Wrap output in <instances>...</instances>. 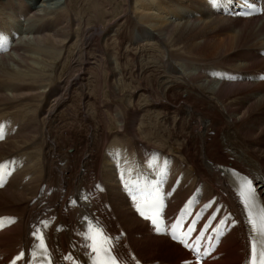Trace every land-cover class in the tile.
<instances>
[{"label": "bare ground", "instance_id": "bare-ground-1", "mask_svg": "<svg viewBox=\"0 0 264 264\" xmlns=\"http://www.w3.org/2000/svg\"><path fill=\"white\" fill-rule=\"evenodd\" d=\"M10 17L27 20L26 37ZM216 30L233 36L224 52L245 49L242 66L252 71L219 70L221 58L193 55H202ZM0 31L9 44L0 50V122L9 120L0 160L19 166L0 188V214L17 217L0 231V261L30 243L31 224L45 213L56 216L48 234L56 255L64 254L76 237L81 241L82 215L95 212L110 231L126 230L138 257L181 264L189 251L147 227L117 177V168L142 164L147 153L171 161L172 181L182 173L170 211L200 184V203L215 196L221 210L230 207L241 218L232 168L252 175L264 198L260 15H226L210 0H0ZM235 85L249 86L248 95L226 101ZM255 110L261 115L247 120ZM154 120L189 132L164 141L150 126ZM66 122L88 133L72 132ZM75 196L79 205L71 204ZM246 233L240 220L222 240L221 255L205 263L242 264Z\"/></svg>", "mask_w": 264, "mask_h": 264}, {"label": "rangeland", "instance_id": "rangeland-1", "mask_svg": "<svg viewBox=\"0 0 264 264\" xmlns=\"http://www.w3.org/2000/svg\"><path fill=\"white\" fill-rule=\"evenodd\" d=\"M90 1H92V0H90ZM144 12L147 13V14L150 13L149 9H144L143 13ZM140 13H141V11H140ZM22 18L23 17H21L19 20H16L15 18L13 19V17H10V22L13 24V26L16 29H18L19 26L22 25L21 27H22V29H24V33H22L23 35L21 36V38L22 37L24 38V37H26V33H27V30H26L24 24H25V22H27V20L26 19H22ZM185 20H187V19H185V18H182L181 20L177 19L176 24L178 22L183 24V22H185ZM91 24H94V23L91 22ZM221 30H216V31H214V33L210 34V36H211L210 39H209L210 42L207 44V46L203 45L202 49L200 48V51H201L200 53H202V55L200 54L201 56H199V54H196V53H194L193 55H196V57H201V58H203L205 60H209L211 58H217V59L221 58L223 61H219L220 64H217V65L215 64L219 68V70H227V69L228 70H235V69H237V71L239 70L238 72H244V73L252 71L253 69H251V68H250L251 70L249 68H247L248 70L247 69L244 70L243 69L244 66H242V65L248 63L245 60L247 58V57H245L246 54L244 53L245 49H239V50H235V51L228 52V53L223 51L225 46H226V44L230 45V43L233 41V39H232L233 36L231 34L229 35L228 32L221 31ZM212 52H215V53H212ZM229 89H231L233 91H232V94H230L228 97L225 98V100L227 99L226 101H228V98L230 99V97H232V96H233L232 98L237 97L239 99H242L243 97L247 96L249 91H250V87L249 86L245 87V86H239V85L232 86ZM92 115H93V117H95L94 112H92ZM260 115H261V113L259 112V110H257V111L255 110L252 114H250V118L248 117L247 120L251 121L252 119H254V121H256L255 118L259 117ZM96 122H97V120H96V117H95V121H94L93 124L97 125V124H95ZM68 123L66 124V127H68L70 131L76 132V133H81V134H84V135H85V133L86 134L88 133L89 128L87 126L80 125V124H78V122H75V123L73 122L71 124H68ZM152 123H151L150 126L152 127V129L156 128L157 133L159 135H161V137L164 135L162 137L163 139L161 138L164 141H167V139L170 141L171 137H172L171 140L176 139V138L178 139V137H179V141H180V139H182V137H184V135L188 134V132H189L188 127H187L188 130H186V126H184V128L182 127L183 129L181 128L180 130L173 131V129L171 127H168L169 125H167V124H162V123H158L157 124L156 120L152 121ZM158 126H159V128H158ZM166 126H167V128H166ZM168 129L171 130V131L169 130L170 133H169ZM83 130H84V133H82ZM181 130H183L185 132H183V131L181 132ZM159 131H161V132L159 133ZM177 132L178 133L180 132V133L178 134ZM168 135H170V137ZM167 136H168V138H167Z\"/></svg>", "mask_w": 264, "mask_h": 264}, {"label": "snow or ice", "instance_id": "snow-or-ice-1", "mask_svg": "<svg viewBox=\"0 0 264 264\" xmlns=\"http://www.w3.org/2000/svg\"><path fill=\"white\" fill-rule=\"evenodd\" d=\"M2 138V136H0ZM2 186V184H0ZM241 194L244 197L245 205L254 204L256 201L255 190L251 185V181H247L244 178L243 182L241 183ZM135 199V196H133ZM163 197L161 195H157V197L151 202L152 207L156 208L157 215H159V209L163 207L162 205ZM137 208H140V205L137 204ZM143 216V211L140 212ZM258 214L260 216V224L257 225L255 219H252L251 214L249 216V225L251 229V252H252V259L251 264H264V201L260 202V207L258 208ZM151 222L156 226L157 232H165L166 229L160 226V222L156 218H151ZM195 222H193V228L190 231H194ZM100 235V241H97L96 233ZM35 236L36 233H33ZM176 238L175 236L173 237ZM40 249L42 252L46 251V248L43 243V236H40ZM85 239L90 241V243L86 244L85 247L89 249V255L93 258V264H117V257L112 255L113 249L111 247H105L108 244V238L104 234L103 229H94L91 225L89 226L88 232L85 234ZM194 251H199L198 248L194 249ZM16 260L24 259V254H19ZM43 260V256L41 257ZM50 264V262H49Z\"/></svg>", "mask_w": 264, "mask_h": 264}]
</instances>
